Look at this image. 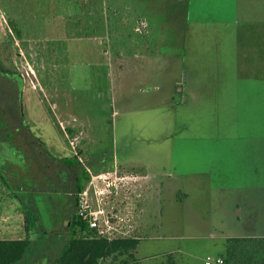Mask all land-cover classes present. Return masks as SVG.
<instances>
[{
    "label": "rangeland",
    "instance_id": "1",
    "mask_svg": "<svg viewBox=\"0 0 264 264\" xmlns=\"http://www.w3.org/2000/svg\"><path fill=\"white\" fill-rule=\"evenodd\" d=\"M0 54V69L22 78L24 118L50 153L78 157L92 175L119 169L163 184L147 257L168 244L181 264H205L229 237H254L233 247L261 246L264 0H0ZM3 146L0 169L25 203V153ZM131 177L117 212L140 200ZM95 184L113 215L105 177ZM33 198L50 245L62 196ZM148 200L151 210L157 198ZM113 216L123 237L148 236L136 217ZM8 224L0 238L26 236L23 205L0 190V226ZM29 262L52 264V255Z\"/></svg>",
    "mask_w": 264,
    "mask_h": 264
},
{
    "label": "trees",
    "instance_id": "2",
    "mask_svg": "<svg viewBox=\"0 0 264 264\" xmlns=\"http://www.w3.org/2000/svg\"><path fill=\"white\" fill-rule=\"evenodd\" d=\"M1 61L0 54V66ZM22 85L19 75L0 69V90L4 94L3 106H0V155L5 143L23 151V167L31 179L30 185L21 184L27 201L23 203L20 193L10 184L12 180H8L6 172L0 169V190L13 195L23 205L26 231L22 239H0V264H30L31 258L45 250L51 253L52 264H139L135 256L140 242L138 238L109 239L99 236L77 215L79 194L91 180L89 168L78 157L53 155L44 142L32 133L22 112ZM4 164L8 171L22 170L17 164L8 161ZM38 194L47 196L53 204L51 196H62L63 199L58 206L59 218H62L60 225L56 226L59 231L53 232V229L51 239L53 236L55 239L50 245L49 240L43 241L38 234V230L44 228L37 201L33 198ZM44 233L47 234L46 231ZM243 239L246 238L229 239L224 263L264 264V241L251 250L230 246L231 241L241 242ZM258 239L264 240V237Z\"/></svg>",
    "mask_w": 264,
    "mask_h": 264
},
{
    "label": "crops",
    "instance_id": "3",
    "mask_svg": "<svg viewBox=\"0 0 264 264\" xmlns=\"http://www.w3.org/2000/svg\"><path fill=\"white\" fill-rule=\"evenodd\" d=\"M118 170H117V172H118ZM122 171H124L123 172V173H125L124 175L128 174L125 172V170H122ZM129 175L130 174H128L126 177H131ZM150 176H151L150 173H146V174L137 173V174L132 175L131 179H133V180H131V181H138L136 183H137V186L139 187L137 192H135V191L133 192V195L136 196L135 198L140 196L139 197L140 200H139V202L136 201L135 204H131L130 207H127L128 205L124 204L123 210L122 211L119 210V212H117L118 209L120 208L119 201L121 199L125 200V198L128 197L129 193H126L125 191L122 190L126 183H120L116 188H113V191H112L113 194H111L112 198L109 202L110 208H112V210H113V212H112L113 215H118V214L122 213V214H129L131 219H133V216L136 217L137 220H139V224L137 225L138 231L145 233V235L148 234V236H145V237H143V236L140 237L139 235L134 236V238H138L140 240L138 247L135 251V256H136V259H137L139 264H181V260L179 258L175 257L174 255L177 253H180V252L182 253V251L175 248L174 246H170L168 244L163 245L166 249L168 248V250L165 253H161V255L159 254V255H154L152 257H147L148 256L147 251L149 249V243L147 242V239L153 238L151 236L154 234L153 233L154 232L153 227H156V229L159 228V223H157V222H158V219L162 213V209H160V204L162 201L161 198H162V192H163V184L153 183L151 180L152 178ZM125 181H127V180H125ZM154 196L157 198V204H155L153 209L149 210V208H148V201L149 200L148 199H152ZM133 200H135V199H133ZM125 201H124V203H125ZM239 213H241V210L239 211ZM152 219L157 221L155 226L150 223V220H152ZM11 230H12V226L9 224L0 226V234L7 233ZM233 238H254V237L242 236V237H229V238H227L226 244L213 246L212 249L217 251L216 257H213V258L220 257V255L222 254L221 252H223L224 249L225 250L227 249L229 239H233ZM0 239L3 240L2 238H0ZM20 239H22V238H20ZM11 240H15V239H11ZM156 240H159L158 242H161V240H164V238L158 237ZM208 257H212V256L208 255L206 257V260ZM206 260H205V264H207Z\"/></svg>",
    "mask_w": 264,
    "mask_h": 264
},
{
    "label": "built area",
    "instance_id": "4",
    "mask_svg": "<svg viewBox=\"0 0 264 264\" xmlns=\"http://www.w3.org/2000/svg\"><path fill=\"white\" fill-rule=\"evenodd\" d=\"M89 171L91 173L90 169ZM103 177H105L107 187L106 189L109 190V192H112L113 188H116L121 182H124L128 179L125 176L118 177L117 170L113 172H108L107 174L102 173L98 175H92L91 173L90 185L92 186L79 194V205L77 215L82 221L89 224V227L95 230L99 236L107 237L109 239L126 238L125 236L123 237L121 235H125L126 232H123L119 225L116 224L114 216L106 212L103 208L100 196L102 190L98 187L97 184H95L96 179H101ZM90 189H92L91 192H89ZM93 195L96 196L97 202H95V200H92L91 197H93ZM206 263L224 264V261L220 257H208Z\"/></svg>",
    "mask_w": 264,
    "mask_h": 264
}]
</instances>
